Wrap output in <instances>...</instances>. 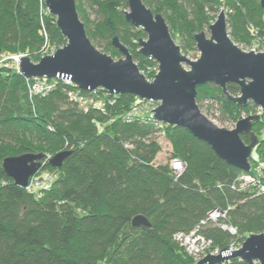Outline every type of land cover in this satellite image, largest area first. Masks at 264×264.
I'll return each mask as SVG.
<instances>
[{"label":"trees","instance_id":"16d2710c","mask_svg":"<svg viewBox=\"0 0 264 264\" xmlns=\"http://www.w3.org/2000/svg\"><path fill=\"white\" fill-rule=\"evenodd\" d=\"M78 2L89 40L95 45L105 40L107 54L114 36L129 47L144 35L125 21L127 0H88L97 22L83 21ZM142 2L164 18L182 51L192 47V35L208 28L222 10L236 45L264 39L259 0ZM55 22L40 0H0V53L19 47L35 56L43 47L64 46ZM133 59L143 58L136 53ZM32 81L0 66V264H193L175 240L177 234L197 232L220 251L242 245L250 235L264 234V194L241 188L238 180L246 172L227 165L184 129L156 124L146 102L102 89L95 94L81 91L104 104L85 112L68 101L69 88L62 83L46 96L30 99ZM227 90L239 95L234 84ZM196 102L204 115L217 112L222 124H234L256 109L250 103L239 107L227 102L212 84L197 88ZM133 108L138 110L128 117ZM252 130L256 135L264 130V113ZM160 135L171 149L167 164L155 161ZM241 139L249 144L247 136ZM60 152L71 153L60 169L44 159L37 171L54 176L41 189H23L1 169L7 157H53ZM253 153L251 174L263 161V141ZM172 160L185 166L179 177L169 167ZM260 184L264 186V171ZM215 210L225 217L218 225L203 224ZM139 215L150 228H132V219ZM224 264L246 263L230 258Z\"/></svg>","mask_w":264,"mask_h":264},{"label":"water","instance_id":"95a60500","mask_svg":"<svg viewBox=\"0 0 264 264\" xmlns=\"http://www.w3.org/2000/svg\"><path fill=\"white\" fill-rule=\"evenodd\" d=\"M44 5L55 18L66 44L37 63L27 57L21 58L19 74L24 79L65 80L84 92L96 93L102 89L110 95H131L140 101L155 103L150 115L156 124L182 128L211 148L227 165L242 172L250 171V159L259 144V138L252 130L253 123L259 121L260 116L241 117L234 129L228 130L217 127L196 102L197 88L212 84L221 89L227 102L239 107L250 103L264 113V52H255L256 49L244 52L231 40L225 11H220L208 27L209 38L203 31L192 35L199 58L190 61L182 54L160 14H154L142 0H127L125 21L146 36L145 40L137 37L138 54L158 65V72L150 82L117 36L111 44L123 59L115 61L94 47L79 18L76 0H44ZM259 5L264 10V0H259ZM230 84L239 88L238 96L228 92ZM241 136H247L249 144H245ZM70 154L60 152L51 157L48 164L60 169ZM45 157L42 153L7 157L3 159L1 169L15 185L26 189L30 178L43 166ZM131 226L151 227L141 215L132 219ZM230 258L246 264H264V234L250 235L239 249H224L216 256L208 254L196 264H224Z\"/></svg>","mask_w":264,"mask_h":264},{"label":"built area","instance_id":"2783aa9c","mask_svg":"<svg viewBox=\"0 0 264 264\" xmlns=\"http://www.w3.org/2000/svg\"><path fill=\"white\" fill-rule=\"evenodd\" d=\"M43 4H44V0H40ZM0 66H3L4 68H8L10 70L15 71L16 73H19V64H20V59L19 58H8L6 57V55H0ZM48 80H51V84L48 83ZM56 83H62L63 85H65L67 88H69L68 92H66V96L68 101H70L71 103L73 102V104H78L80 105L81 108H83V110L85 112L88 111L87 108H97V109H101L103 108L102 106V102L99 100H95L92 97H87V96H83L81 94V90H79L74 84H72L70 81H59L56 79H47V78H37V79H33L32 83L29 85L28 87V94H29V98L32 99L35 96H46L48 93H50L54 88ZM93 94V93H92ZM147 104H151L149 102H146ZM256 107V106H255ZM153 108H151L152 110ZM136 110H138L137 108H133V111L128 115V117L132 114H134L136 112ZM150 110V112H151ZM149 112V116L151 119V115ZM262 114V110L259 107H256V109L254 110V112H251L249 115H258L261 116ZM152 120V119H151ZM262 139H264V134L262 136ZM50 159V157H47L46 162H48V160ZM169 167L172 170V174L176 177H179L183 171H184V164L182 162H180L179 160H172L169 163ZM252 171V167L250 169L249 172H246L244 174H241L239 177V183L241 184V188L242 189H249L252 188V190L257 194H264V186L260 184V179L263 176V171H264V165L262 164H258L256 165V168H253V172L252 174L250 173ZM48 181H53L54 176H50L47 178ZM36 180H32L33 184H37L34 182ZM48 181L46 180L45 182L47 184H44V186H42V188H44L46 185H48ZM39 184V183H38ZM32 186V184H31ZM33 187V186H32ZM30 186H27V190H36L35 188H32ZM41 189V188H40ZM225 213L224 212H220L218 210L212 211L208 214V218L206 221L203 222V224H206L207 222H211V224L214 225H218V221L220 219H223L225 217ZM222 229L230 232L232 235L236 234V230L232 227L226 226V225H222L221 227ZM175 240L182 246V248H184L185 252L187 253V255L192 259L193 263H197L198 261H200L204 256H206L205 251L208 250V247H213L212 246V242L210 240L205 239L202 235L198 234L197 232H193L189 235H184V234H177L175 236ZM205 247V248H204ZM231 246L230 250H237L241 247L238 246ZM213 249V248H212ZM219 253V251L214 248V251L211 253V255H217Z\"/></svg>","mask_w":264,"mask_h":264},{"label":"rangeland","instance_id":"374dc122","mask_svg":"<svg viewBox=\"0 0 264 264\" xmlns=\"http://www.w3.org/2000/svg\"><path fill=\"white\" fill-rule=\"evenodd\" d=\"M90 4L88 2V0H79L78 2V8H79V11L81 13V16H82V19L83 21H95L97 22L98 19H97V15L96 13L94 12V8L91 9L90 8ZM123 11H128V7H126V9ZM219 14V13H218ZM218 14H215L214 15V20L211 24H213L218 16ZM138 30V29H137ZM141 31V30H140ZM203 32L206 33V36L209 38L210 37V33H209V30L208 28H205L204 30H202ZM142 32V31H141ZM143 33V32H142ZM144 34V33H143ZM137 37L141 38V39H146V36L145 34L144 35H138ZM106 41L105 40H100L99 41V45H94V47L99 50L101 53H104L108 56H110L113 60L115 61H118L119 59H123V56L118 52L117 49H115L114 47H112V51L107 54L106 52H104V48L106 47ZM65 44H66V40H65ZM177 45H179L177 42H176ZM123 45V44H122ZM131 46L129 47H126L129 51V53L131 54V56L133 57L134 54H138V51H139V46H138V41H134L132 40L131 41ZM242 51L244 52H250V51H253L254 50L255 52H258V53H261V52H264V39L261 38V37H257L255 38L254 40L250 41L247 45H237ZM63 47V46H62ZM62 47H58L57 45H52L50 46L49 48H41L39 51L36 52L35 56H32L31 53L29 52V50H26V49H23V48H16V49H12V50H8V53L6 52H1L0 55H6V57L8 58H23V57H27L29 58L33 63H37L42 57L46 56V55H52L54 54L58 49L62 48ZM181 49V48H180ZM184 51V50H183ZM182 52V54L184 56H186L190 61H196L198 58H199V52L197 51L196 47H195V43L192 44V47L188 48L187 51H184ZM10 52V53H9ZM139 55V54H138ZM140 56V55H139ZM1 57V56H0ZM141 60L135 62L136 65L138 66L140 72L145 76V78L148 80V81H153L154 79V75L157 74L158 72V65L155 61L151 60V59H148V58H144L142 56H140ZM134 61V59H133ZM185 69L189 70V67H185ZM48 83L51 84V80H48ZM59 83H56L54 84L55 85V88L58 86ZM206 86V85H205ZM95 94V93H93ZM29 95V94H28ZM36 97V96H35ZM70 102V101H69ZM208 102H210V100H205L204 103L205 104H208ZM71 103V102H70ZM72 105H75L77 107H79L80 109H83L80 107V105L78 104H73V102L71 103ZM102 106L104 107V104L101 103ZM156 107V104L155 103H151V104H148L146 106V108H154ZM215 108V107H214ZM88 110L89 109H92V108H87ZM213 114H210V113H207L205 116L211 120L217 127H220V128H225V129H228V130H232L234 129L235 127V123L232 124V123H220L218 120H216L217 116H219V114L217 112H212ZM249 116V115H248ZM242 118H246L247 115H242L241 116ZM264 134V130L261 132L260 135H256L258 138H259V142L260 141H263L264 142V139H262V136ZM261 139V140H260ZM157 142L159 143L160 147H161V151L160 153L158 154V156L156 157V163L157 164H167L169 162V159H170V146L168 145L167 141L164 139L163 135H160L158 138H157ZM255 150V149H254ZM254 152V151H253ZM47 159V157H50L51 156H48V155H45ZM253 157H255V154L253 153L252 155ZM263 159L262 162H260V164L264 165V154L263 156L261 157ZM44 161V160H43ZM42 161V162H43ZM254 167L256 168V165H254ZM51 174L49 173H46L43 171H39L37 172L33 177L30 178L29 180V184L28 186L32 187V188H35L36 190L37 189H40L42 188V186H44V184H47L45 181L47 180L48 181V177H50ZM36 180L37 181V184H33L32 183V180ZM36 181L34 183H36ZM39 183V184H38ZM32 184V186H31ZM49 185V184H48ZM205 248V247H204ZM213 247H208V250L205 251V254L206 255H211V253L214 251V248L212 249ZM235 248V247H234ZM238 248V247H237ZM231 249V247L229 248V250ZM218 250V249H217ZM220 252V250H218ZM232 251H235V250H232ZM219 254V253H218ZM217 254V255H218ZM213 256H216V255H213ZM205 257V256H204ZM203 257V258H204ZM202 258V259H203ZM201 259V260H202ZM193 264H196V263H193Z\"/></svg>","mask_w":264,"mask_h":264},{"label":"bare ground","instance_id":"6f19581e","mask_svg":"<svg viewBox=\"0 0 264 264\" xmlns=\"http://www.w3.org/2000/svg\"><path fill=\"white\" fill-rule=\"evenodd\" d=\"M43 165V164H42Z\"/></svg>","mask_w":264,"mask_h":264}]
</instances>
